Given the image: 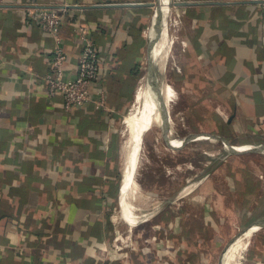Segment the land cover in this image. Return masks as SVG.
I'll list each match as a JSON object with an SVG mask.
<instances>
[{
  "label": "crops",
  "instance_id": "0c3cea01",
  "mask_svg": "<svg viewBox=\"0 0 264 264\" xmlns=\"http://www.w3.org/2000/svg\"><path fill=\"white\" fill-rule=\"evenodd\" d=\"M151 3L0 0V264H225V247L240 237L248 245L241 264H264V150H229L167 199L152 191L158 206L142 224L120 214L121 127L144 68ZM62 5L70 6L60 42L27 22L29 8ZM172 7L183 32L176 82L166 83L172 101L184 104L180 119L192 114L181 137L200 133L192 142L212 138L216 149L225 142L205 134H225L242 150L264 144V4L173 0ZM80 24L98 48L92 88L102 90L107 110L86 103L65 111L62 96H48L42 82L58 43L66 74L76 73ZM174 126L170 114L171 137Z\"/></svg>",
  "mask_w": 264,
  "mask_h": 264
},
{
  "label": "rangeland",
  "instance_id": "374dc122",
  "mask_svg": "<svg viewBox=\"0 0 264 264\" xmlns=\"http://www.w3.org/2000/svg\"><path fill=\"white\" fill-rule=\"evenodd\" d=\"M172 1L173 0H170L168 3L169 10L167 15L165 16L164 22L165 24H167L166 26L168 36L169 38H171V41H173V43L168 53L165 68L163 69V71L158 73L157 76H159L160 80L165 82L168 79L167 81L175 85L176 80L174 79L172 69L175 67L177 43L178 41H180V36L183 31H181V28L180 32H178L177 26L181 18H179L180 16L178 12L176 10H173ZM152 2H155V0H152ZM154 9L155 7L152 11H154ZM161 22L159 23L160 25ZM146 78V70L144 67L140 75V81H138L139 85H137V88L139 86H147ZM187 84H190L189 90L193 96V87L191 86L190 82H187ZM199 96L201 97L200 94ZM170 105L169 110L172 108L170 110V114L171 116L173 115L172 118L175 125V133L172 134V137L168 130L163 132L160 122L158 126H152L151 128H147V131L144 132V135L142 137L141 147L139 150L138 165L134 174V181L136 183L135 194L137 191V195L136 197H133L131 199L129 198L130 203L132 205L133 215L138 220L137 225L139 223L142 224L143 221H145V219L151 215L152 210H154L155 207L158 206V202L155 201L154 198H152L153 200L150 199L152 191L156 192L157 195L155 196H162L163 200L167 199L173 192H175V190L179 186H189V184H191L192 179L194 181L195 179L197 180L198 176L196 175L204 174V176H207L208 173L206 170L211 167V164L214 162V159L219 158L225 153L224 149L222 148L224 146L216 149V144H212L216 141L215 139L208 138L207 140H197L192 142V140L199 138L200 133H193L182 138L181 134H184L185 132L190 130V128L192 129V126L189 124L188 121L192 118V114L190 113L191 110L187 111V117L185 116L183 117L184 119H180V116L184 115V111L180 110L179 112V109L176 108H181L182 106H184V104H178L174 101L172 102L171 100ZM211 105L213 109L217 108L220 110V105L217 101L211 103ZM135 107H137L136 102L132 105L131 109L133 110ZM205 111L207 112L208 110ZM191 121L197 123L201 120L192 119ZM121 130L122 133L120 137V143H122V149L120 154V161L126 157L128 152L127 142L129 132H127L128 128L124 122L122 124ZM165 133L166 136H164ZM174 136H177L178 139H176ZM184 144L186 145L185 147ZM182 147L184 148L181 149ZM211 151H216L217 154H215L214 156L208 155L207 152L210 153ZM188 178H191V180L189 182H185V180ZM187 199H189L188 196L185 197V201ZM228 200L231 201L230 198ZM120 206L123 207V201L121 205H119V207ZM239 264H241V262Z\"/></svg>",
  "mask_w": 264,
  "mask_h": 264
},
{
  "label": "bare ground",
  "instance_id": "6f19581e",
  "mask_svg": "<svg viewBox=\"0 0 264 264\" xmlns=\"http://www.w3.org/2000/svg\"><path fill=\"white\" fill-rule=\"evenodd\" d=\"M159 1H161V0H159ZM162 1H165V0H162ZM163 7H164V11H163L162 17H161L162 22H161V25L159 24L156 27V36L154 38V43L152 46V69L156 73L155 74L156 75V79H155L156 82L154 83L153 96L150 93L147 86L146 87L139 86L137 88L136 93L134 94L137 107H135L133 110H131L123 118L124 123L126 124V126L128 128L127 132H129V133H128V142H127L128 152L126 151L127 152L126 157L124 159H122L120 162L121 171H122V183H121V187H120L119 205H121V203L123 201L124 209L122 206H120L119 209H120L121 216L131 224L135 223V218H134V215L132 212V207L129 203V198L131 199L137 195V191L135 194L136 183L134 181L133 173L137 167L142 137H143L144 132L146 131L147 128H151L152 126H158L159 122L161 124V128H162L163 132H165L169 129V122H168L169 118H167V105L166 104H169V101H171L174 97L173 87H171L169 84H167L166 81L164 82V81L160 80L159 76H157V74L160 73L164 67V64L166 62V59H167V56L169 53V49H171L170 46L172 43L171 38H169V36H168V31H167V26H166L167 24H165V22H164L165 16L167 15L169 8L166 5ZM137 85H139V84H137ZM132 102H134V101H132ZM176 109H178V108H176ZM164 136H166V133ZM151 146H153V145H151ZM222 148L225 151L224 154L229 152V149L226 145H224V147H222ZM121 149H122V147H121ZM142 149H143V147H142ZM207 154L214 156L215 154H217V152L211 151L210 153L207 152ZM220 157H222V155ZM202 175L204 176V174H202ZM246 245H247V238L240 237L238 240H236L227 250L226 257H225V264H239L241 262L240 257L242 256V253L244 252V250H246L245 248H248V247H246Z\"/></svg>",
  "mask_w": 264,
  "mask_h": 264
},
{
  "label": "built area",
  "instance_id": "2783aa9c",
  "mask_svg": "<svg viewBox=\"0 0 264 264\" xmlns=\"http://www.w3.org/2000/svg\"><path fill=\"white\" fill-rule=\"evenodd\" d=\"M264 4V1H261ZM34 7L27 9V22L40 31L50 33L60 42L59 30L63 24L64 14L67 7ZM77 35L80 42V52L77 57V69L74 75H67L65 64L67 55L63 47L58 43L48 58L49 68L42 77V82L48 96L61 95L63 98V109L72 111L80 109L86 103H93L96 108L108 109L105 104L102 90L94 92L92 85L99 78V71L102 67L98 48L90 33V30L83 24L77 28ZM95 94L97 97H94Z\"/></svg>",
  "mask_w": 264,
  "mask_h": 264
},
{
  "label": "water",
  "instance_id": "95a60500",
  "mask_svg": "<svg viewBox=\"0 0 264 264\" xmlns=\"http://www.w3.org/2000/svg\"><path fill=\"white\" fill-rule=\"evenodd\" d=\"M170 0H165V1H159V0H155V2H152L151 5H153L155 7L153 15H152V20L151 23L149 25L148 31H147V42H146V58H145V62H144V67L146 70V80H147V87L150 91V93L153 96L154 93V83L156 82V75L154 73V70L152 69V46L154 43V38L156 36V27L159 25V23L161 22V17H162V13L164 11V7L163 6H168ZM260 1H264V0H260ZM178 4H183V2H177ZM154 31V32H153ZM153 78V79H152ZM167 105V118L170 119V114H169V109H168V104ZM168 119V122H169ZM147 131V130H146ZM205 136H211L213 138H219L222 139L226 145L228 146L229 150L233 153V154H240L246 151H262L264 150V144L258 145V146H254L245 150H242L234 145H232L228 139L225 137V134H218V133H207L205 134ZM139 160V158H138ZM138 165V163H137ZM137 168V167H136ZM135 174V171L133 173V176ZM240 234H238V236H240ZM229 248V246H226L224 251H226Z\"/></svg>",
  "mask_w": 264,
  "mask_h": 264
},
{
  "label": "trees",
  "instance_id": "16d2710c",
  "mask_svg": "<svg viewBox=\"0 0 264 264\" xmlns=\"http://www.w3.org/2000/svg\"><path fill=\"white\" fill-rule=\"evenodd\" d=\"M217 159H218V158H217ZM214 163H215V161L211 164L210 171L213 169ZM216 163H217V161H216ZM216 163H215V164H216Z\"/></svg>",
  "mask_w": 264,
  "mask_h": 264
}]
</instances>
